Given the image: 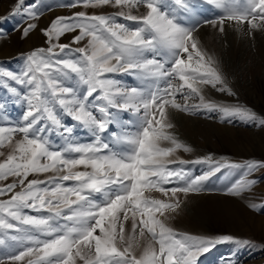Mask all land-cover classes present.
<instances>
[{"label":"snow or ice","instance_id":"6c2138e0","mask_svg":"<svg viewBox=\"0 0 264 264\" xmlns=\"http://www.w3.org/2000/svg\"><path fill=\"white\" fill-rule=\"evenodd\" d=\"M205 2L222 14L201 22L192 15L191 0H74L61 6L119 11L58 16L41 30L48 47L29 51L19 72L0 68V87L24 106L18 123L0 126V148L10 149L0 160V181L13 178L0 186V197L8 196L0 199V245L9 249L0 264H197L211 246L233 239L181 236L167 223L181 207L180 194L202 191L221 168L240 170L226 190L232 196L250 191L256 181L248 177L264 168L255 160L186 161L177 155L193 149L171 131L170 109L264 124L242 105L206 99L207 86L232 93L198 36L202 25L220 33L229 23L237 31L246 27L248 35L264 30V0ZM11 14L34 21L42 12L18 0ZM36 28L28 23L23 36ZM68 33L74 34L71 43H60ZM111 74H132L146 86H125ZM192 99L198 103L190 104ZM120 112L133 119L122 120ZM65 116L93 139L78 142ZM52 131L63 141L59 148L47 135ZM109 132L110 142L104 135ZM187 163L211 167L193 177L181 167Z\"/></svg>","mask_w":264,"mask_h":264},{"label":"rangeland","instance_id":"374dc122","mask_svg":"<svg viewBox=\"0 0 264 264\" xmlns=\"http://www.w3.org/2000/svg\"><path fill=\"white\" fill-rule=\"evenodd\" d=\"M18 0H0V68L19 72L24 64V56L31 50L48 47L47 38L42 29L47 28L51 21L58 16H70L74 12L84 11L89 15H111L118 8L104 6L102 8H67L66 5L74 0H25V6L33 3L41 7L42 14L38 20H30L26 16L12 15V10ZM172 3V0H165ZM195 5L193 17L200 20L213 19L222 13L214 6L208 5L205 0H191ZM174 6V5H173ZM136 10H133L135 13ZM143 11V9H141ZM181 16L185 17L181 11ZM6 17V19H4ZM119 22L133 24L118 18ZM28 23H36L37 28L23 36V28ZM200 32V34H199ZM198 36L203 48L218 62L219 69L231 89V95L220 92L207 86L204 89L206 99L217 104L242 105L264 118V30L247 34L245 27L237 31L232 24L225 25V31L220 33L209 25H202ZM72 33L65 34L60 43L70 44ZM82 46V45H81ZM75 47V45H73ZM226 56V63L221 59ZM230 61V62H229ZM111 78L121 81L128 87H144L145 82L132 74H111ZM18 90L21 86L15 85ZM178 102H183L178 96ZM189 103H198V99L189 100ZM0 126L14 125L20 121L24 106L17 104L11 94L0 87ZM115 111V110H113ZM122 120L133 119L131 112H120ZM263 116V117H262ZM169 117L174 125L172 132L181 142L190 146L192 152L178 151L177 155L186 161H196L211 156L213 160L223 157L230 162L242 163L246 160L264 162V124L259 121L245 122L239 118L221 121L218 112H208L201 109L191 113L169 110ZM63 122L74 128L75 139L80 143H88L93 138L82 127L64 117ZM112 130L119 132L117 125ZM54 145L59 148L63 144L55 131L47 133ZM106 141L111 140V133H106ZM181 137V139H180ZM17 134L15 139H19ZM184 141H183V140ZM10 149L0 148L6 158ZM193 177L202 175L210 170L207 163H187L182 165ZM240 170L221 168L204 182L200 192L180 194L182 201L180 209L170 215L167 223L179 235L201 236L215 239L228 235L233 239L214 244L207 252L202 253L197 264H264V168L257 169L248 178L256 183L250 191L240 196L226 194V190L240 176ZM50 175V173L48 174ZM36 178L30 176L29 179ZM38 178L45 179V175ZM0 181V186L12 182ZM172 186V185H169ZM19 190V189H17ZM159 198V193H152ZM8 196L0 197L7 199ZM257 204V209L248 205ZM31 215L37 213L26 210ZM46 214V213H45ZM14 234V233H11ZM247 241V243H245ZM9 249L0 245V258L7 254Z\"/></svg>","mask_w":264,"mask_h":264},{"label":"bare ground","instance_id":"6f19581e","mask_svg":"<svg viewBox=\"0 0 264 264\" xmlns=\"http://www.w3.org/2000/svg\"><path fill=\"white\" fill-rule=\"evenodd\" d=\"M199 34H200V32H199ZM223 54V53H222ZM222 58L221 59H223V61L226 63V61H228V60H226V56H224V54L221 56ZM230 62V61H229ZM263 117V116H262ZM172 131V130H171ZM175 135H179V132L177 131L176 133H175ZM180 139H181V137H180ZM183 140V139H182ZM184 141V140H183Z\"/></svg>","mask_w":264,"mask_h":264}]
</instances>
